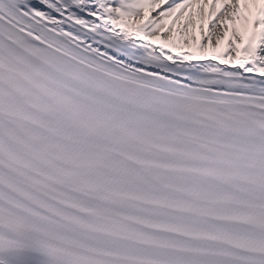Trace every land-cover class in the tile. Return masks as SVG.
Wrapping results in <instances>:
<instances>
[{"label": "snow or ice", "instance_id": "1", "mask_svg": "<svg viewBox=\"0 0 264 264\" xmlns=\"http://www.w3.org/2000/svg\"><path fill=\"white\" fill-rule=\"evenodd\" d=\"M0 264H264V0H0Z\"/></svg>", "mask_w": 264, "mask_h": 264}]
</instances>
